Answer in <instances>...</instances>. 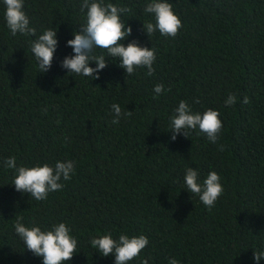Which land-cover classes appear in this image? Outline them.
<instances>
[{"label": "trees", "instance_id": "obj_1", "mask_svg": "<svg viewBox=\"0 0 264 264\" xmlns=\"http://www.w3.org/2000/svg\"><path fill=\"white\" fill-rule=\"evenodd\" d=\"M150 2L104 0L130 9L121 19L133 31L122 43L154 48L153 74L126 76L119 58L95 48L108 64L93 80L61 67L73 54L67 41L86 24L83 0H24L35 36L12 35L0 0V264H43L17 235L18 220L44 231L66 223L78 241L66 264H115L90 243L108 233L148 237L128 264H257L255 251L264 253V0H168L182 21L176 37L143 30L155 23ZM49 28L58 48L41 73L32 43ZM230 94L237 102L226 106ZM180 101L193 113L219 111L217 143L198 128L171 139ZM113 104L132 114L113 124ZM12 156L17 167L71 160L74 171L36 200L16 191V170L4 165ZM187 168L200 182L220 175L224 191L213 207L186 190Z\"/></svg>", "mask_w": 264, "mask_h": 264}, {"label": "clouds", "instance_id": "obj_2", "mask_svg": "<svg viewBox=\"0 0 264 264\" xmlns=\"http://www.w3.org/2000/svg\"><path fill=\"white\" fill-rule=\"evenodd\" d=\"M6 5L5 19L7 27L12 35H36V29L30 27V20L24 11V0H4ZM82 10L87 9L86 24L81 26V31L74 33V39L67 41L68 47L73 49L70 54L61 61V67L69 73H75L85 77L99 79V73L106 68L108 61L104 56H95V48L107 49L113 58H119V66L126 71V76L132 75L137 68H146V75L151 76L154 72L153 64L156 60L154 48L140 46L138 41L133 40L127 46L122 43L132 34L131 26L122 21L121 14L130 11L126 7H117L112 3H104V0H83ZM146 13L154 15L155 23H143V30L150 36L152 33H159L166 37H176L182 21L173 10V5L168 0H151L145 7ZM57 31L47 29L39 35L32 43V53L38 61L41 73L51 69L54 54L58 48ZM95 62L96 67L90 65ZM156 96L164 92V85L157 84L154 89ZM171 91V89H169ZM199 103V100L196 101ZM237 97L230 94L225 100L226 106L234 105ZM249 98L245 96L243 103L248 104ZM113 124H118L122 116H130L132 111L123 112L119 104H113ZM171 139L175 141L180 134L188 137V129H199L207 136L211 143H217L219 133L223 124L218 110L208 109L203 114L193 113L186 101H180L171 119ZM224 145L219 146L223 151ZM7 168L15 169L17 175L13 185L16 191L30 194L36 200H45L50 192L63 188L60 182L62 179H71L74 171V162L58 161L54 166L45 163L43 166L17 167L16 157L12 156L4 160ZM186 190L191 194L199 196L200 201L208 208L215 205V202L223 194L224 188L220 175L211 171L207 177L200 182L199 172L194 168H187L184 176ZM17 235L23 240L27 250L34 255L42 257L43 264H66L76 253L78 241L71 234V229L66 223L54 225L50 230L44 231L39 226L26 227L20 220L15 224ZM93 248L104 257L115 256V264H128L136 258L149 244L145 235L133 236L121 234L114 239L111 233L93 238L90 241ZM255 261L264 258V253H254ZM142 264H148L144 259ZM169 264H180L176 259H171Z\"/></svg>", "mask_w": 264, "mask_h": 264}]
</instances>
